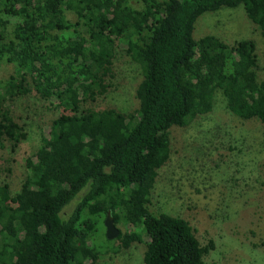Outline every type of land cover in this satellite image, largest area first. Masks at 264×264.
Listing matches in <instances>:
<instances>
[{
  "label": "trees",
  "instance_id": "obj_1",
  "mask_svg": "<svg viewBox=\"0 0 264 264\" xmlns=\"http://www.w3.org/2000/svg\"><path fill=\"white\" fill-rule=\"evenodd\" d=\"M242 5L264 40V0H0V149L26 137L13 111L33 94L60 108L20 190L0 182V264H96L147 236L144 264H205L215 248L178 215L151 210L170 158V128L210 112L214 94L241 119L264 123V79L252 39L193 37L205 11ZM140 69L137 108L95 106L111 88L115 58ZM55 100V102H53ZM110 210L112 244L95 234Z\"/></svg>",
  "mask_w": 264,
  "mask_h": 264
},
{
  "label": "rangeland",
  "instance_id": "obj_2",
  "mask_svg": "<svg viewBox=\"0 0 264 264\" xmlns=\"http://www.w3.org/2000/svg\"><path fill=\"white\" fill-rule=\"evenodd\" d=\"M192 34L194 38L213 34L229 44L252 39L258 78L264 79V40L242 5L205 11L196 19ZM112 70V88L95 106L123 112L137 108L138 65L121 53ZM11 71V65L1 63L0 79ZM13 111L25 126L26 137L14 151L0 149V182L16 193L26 173V157L34 156L41 137L48 136L50 119L61 109L29 94L15 99ZM169 134L170 158L158 172L151 210L187 219L202 244L212 239L215 248L205 264H264V123L231 113L217 91L210 112L185 126L171 127ZM94 238L98 245L112 244L104 221ZM147 239L143 235V241L132 242L126 249L115 241L96 264H144Z\"/></svg>",
  "mask_w": 264,
  "mask_h": 264
},
{
  "label": "water",
  "instance_id": "obj_3",
  "mask_svg": "<svg viewBox=\"0 0 264 264\" xmlns=\"http://www.w3.org/2000/svg\"><path fill=\"white\" fill-rule=\"evenodd\" d=\"M105 234L106 238L111 240L118 236L119 229L113 222V217L110 210H107L106 216L104 218Z\"/></svg>",
  "mask_w": 264,
  "mask_h": 264
}]
</instances>
